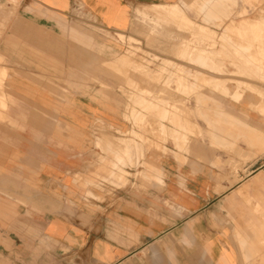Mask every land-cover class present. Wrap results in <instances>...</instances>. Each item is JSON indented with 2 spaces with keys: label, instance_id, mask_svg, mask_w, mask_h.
Masks as SVG:
<instances>
[{
  "label": "crops",
  "instance_id": "obj_1",
  "mask_svg": "<svg viewBox=\"0 0 264 264\" xmlns=\"http://www.w3.org/2000/svg\"><path fill=\"white\" fill-rule=\"evenodd\" d=\"M179 1L0 0V264H242L264 241V61L201 66L217 91L187 151L122 138L120 85L147 87L114 68L147 65L114 34ZM248 19L227 27L255 40Z\"/></svg>",
  "mask_w": 264,
  "mask_h": 264
},
{
  "label": "rangeland",
  "instance_id": "obj_2",
  "mask_svg": "<svg viewBox=\"0 0 264 264\" xmlns=\"http://www.w3.org/2000/svg\"><path fill=\"white\" fill-rule=\"evenodd\" d=\"M176 4L178 7L172 8L174 12L169 17L162 13L169 11L168 6H158L150 9L149 13L138 14L144 18L135 16L132 29L127 33L131 37L126 39L121 34L120 38L117 34L113 37V43L123 54L128 51L130 59H141L147 65L144 68L131 66L135 63H130L121 70L114 68V74L120 76L125 77L128 71L143 76L147 87L143 90L133 82L120 85L127 84V91L121 90L133 107L130 116L125 117L130 129L122 138L129 141L135 138L162 152H167L166 145L169 143L185 152L190 138H199L200 132L196 130L199 128L197 121L201 118L202 91H217L216 83L206 82V77L205 81L202 80L199 74L201 66L210 73L245 76L249 67L234 64H248L249 58L258 59L256 63L259 65L264 61V0H180ZM248 18L262 22L255 40H252L254 34L251 37L249 34L240 36L227 27ZM224 32L225 35L230 33L231 38H226ZM123 54L114 53L113 57ZM217 61L231 66H213L218 64ZM230 69L236 71L231 72ZM256 69L260 71V67ZM236 85L245 86L242 83ZM191 100L195 101V111L190 110ZM204 105L206 108V98ZM138 111L143 113H136ZM133 131L136 133L134 136ZM177 137H185V140ZM118 178L116 185L125 184L122 175ZM260 238L264 240V236ZM256 243V250H249L252 257H242V264H264V241Z\"/></svg>",
  "mask_w": 264,
  "mask_h": 264
},
{
  "label": "bare ground",
  "instance_id": "obj_3",
  "mask_svg": "<svg viewBox=\"0 0 264 264\" xmlns=\"http://www.w3.org/2000/svg\"><path fill=\"white\" fill-rule=\"evenodd\" d=\"M149 17H150V16H149ZM146 18H147V17H146ZM239 32H240V31H239ZM236 37H237V36H236ZM234 41H235V40H234ZM1 79H3V78H1ZM183 126H184V125H183ZM250 152H251V151H250ZM194 174H195V173H194ZM251 244H252V243H251ZM256 245H257V243H256ZM256 245H255V246H256ZM255 248H256V247H255ZM252 249H253V248H252ZM255 250H256V249H255Z\"/></svg>",
  "mask_w": 264,
  "mask_h": 264
}]
</instances>
